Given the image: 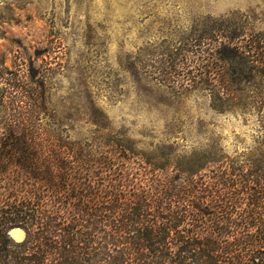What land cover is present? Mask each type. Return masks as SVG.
Returning a JSON list of instances; mask_svg holds the SVG:
<instances>
[{
  "label": "trees",
  "instance_id": "1",
  "mask_svg": "<svg viewBox=\"0 0 264 264\" xmlns=\"http://www.w3.org/2000/svg\"><path fill=\"white\" fill-rule=\"evenodd\" d=\"M149 53L162 80L204 83L215 108L258 113L253 142L233 153L215 142L146 151L121 135L76 139L7 111L0 264H264V31L205 14L179 44Z\"/></svg>",
  "mask_w": 264,
  "mask_h": 264
},
{
  "label": "rangeland",
  "instance_id": "2",
  "mask_svg": "<svg viewBox=\"0 0 264 264\" xmlns=\"http://www.w3.org/2000/svg\"><path fill=\"white\" fill-rule=\"evenodd\" d=\"M205 14L264 31V0H0V117L20 111L55 133L121 135L146 151L241 150L258 113L219 110L206 84L151 72L149 52L179 44Z\"/></svg>",
  "mask_w": 264,
  "mask_h": 264
},
{
  "label": "bare ground",
  "instance_id": "3",
  "mask_svg": "<svg viewBox=\"0 0 264 264\" xmlns=\"http://www.w3.org/2000/svg\"><path fill=\"white\" fill-rule=\"evenodd\" d=\"M11 233L16 239H22V237L25 235V232L23 229H21V227H14L11 230Z\"/></svg>",
  "mask_w": 264,
  "mask_h": 264
},
{
  "label": "water",
  "instance_id": "4",
  "mask_svg": "<svg viewBox=\"0 0 264 264\" xmlns=\"http://www.w3.org/2000/svg\"><path fill=\"white\" fill-rule=\"evenodd\" d=\"M15 227H19V226H15ZM13 228H14V227H12L11 230H12ZM11 230H10V232H11Z\"/></svg>",
  "mask_w": 264,
  "mask_h": 264
}]
</instances>
